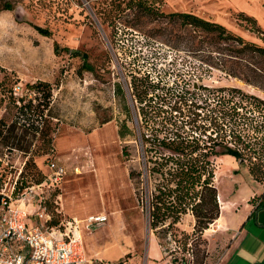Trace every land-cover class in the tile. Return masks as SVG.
<instances>
[{
	"label": "rangeland",
	"instance_id": "obj_1",
	"mask_svg": "<svg viewBox=\"0 0 264 264\" xmlns=\"http://www.w3.org/2000/svg\"><path fill=\"white\" fill-rule=\"evenodd\" d=\"M7 3L13 10L0 12V82L8 95L0 99V121L7 124L5 133L17 113L14 100L19 97L10 96L15 85L31 89L32 85L43 81L52 84L54 89L51 110L44 111L47 138L29 132L22 143L9 136L12 139L7 145L0 138V158L8 163L0 161L7 187L18 180L22 172L27 186L36 185L34 175L38 170L34 169V164L26 166L32 158L46 177L52 174L49 169L52 162L65 169L58 186H46L41 197L35 192L32 194L30 225H39L44 230L51 227L50 222L35 214L45 209L65 230L71 219L66 220L59 213L58 204L64 198L59 196L65 194L72 207L85 204L87 210L97 208L95 214L109 217L106 225L91 233L83 232L90 257L96 256L112 264H173L184 257L189 264H199L202 260L204 264H219L228 242L218 236L216 226L212 225L205 232L204 240L190 244V251L183 254L180 249L186 242L183 235L169 234L159 239L138 202L139 179H131L130 172L142 168L137 141L141 121L139 105L132 95V80L148 75L177 90L195 81L211 88H241L264 99V89L228 78L216 69L203 73L201 56L189 51L191 48L186 42L178 39L187 31L161 17L162 14L191 13L222 24L230 32L264 47L263 37L252 29L257 27L264 31V0H0V9ZM138 4L150 7L153 14L148 16L137 8ZM130 5L134 6L132 10L127 8ZM241 15L256 20L255 26L244 21ZM37 27L51 34L46 36ZM160 28H167V34L156 33ZM75 51L89 56V67L81 57L72 56ZM201 74L202 81L197 80ZM119 86L123 90L121 95ZM33 102L38 104V101ZM123 123L133 133L126 138L119 135ZM260 130L261 133H257L248 128L250 137L257 141L264 138V126ZM16 134L23 139L25 133L18 127ZM61 139L68 141L69 149L65 152L60 150ZM64 155L70 159L62 163L59 158ZM250 165L249 160L238 161L226 154L215 158L216 177L219 175L220 179L216 181L218 191L228 196L238 190L242 180L250 178ZM260 184L264 186V182ZM1 213L0 210V216ZM179 228L192 233L194 219L185 217ZM110 230V241L98 248L95 234L100 231L102 238H107ZM87 237L90 238L88 243ZM153 249H156L155 254ZM96 251H113L115 257L105 259Z\"/></svg>",
	"mask_w": 264,
	"mask_h": 264
},
{
	"label": "trees",
	"instance_id": "obj_2",
	"mask_svg": "<svg viewBox=\"0 0 264 264\" xmlns=\"http://www.w3.org/2000/svg\"><path fill=\"white\" fill-rule=\"evenodd\" d=\"M127 8L132 10L134 6ZM137 8L144 10L148 16L153 14L152 9L144 4H138ZM3 10L11 11L13 7L7 3L0 12ZM161 17L169 19L172 24H179L187 31L185 36H179L178 39L186 42L188 48H191L189 51L201 56L203 73L216 69L228 78L239 79L247 85L264 89L263 46L230 32L222 24L191 13L162 14ZM241 17L255 26L256 20L245 15ZM252 29L264 39L262 29ZM37 30L46 36L51 34L41 27H37ZM167 31V28H160L156 33L166 35ZM67 51L71 52V49ZM71 54L81 57L88 66L89 56L86 53L75 51ZM203 77L201 74L197 80ZM2 84L0 82L6 99L7 91ZM29 90L34 93V98L14 100L17 113L6 133L4 130L7 124L0 121V138L6 145L12 139L9 136L19 143L23 142L29 132L39 133L44 138L48 136L43 121L44 111L51 110L53 85L39 81ZM132 90L139 105L141 126L137 141L142 168L140 171H131L130 177L139 179L137 199L149 217L151 229L159 239L181 233L186 239L180 248L184 254L190 251V244L193 246L197 240H204L205 232L221 215L219 191L215 183V158L226 154L238 161L249 160L253 179L259 183L264 182V138L257 141L248 132V128H251L261 133L260 129L264 126V99L241 88H211L195 81L177 90L148 75L133 77ZM122 93L119 86L118 94ZM255 117L261 120H254L257 119ZM18 127L24 130L23 139H19L16 134ZM132 134L126 123L121 124V138ZM124 155H127L126 150ZM30 164H34V169L38 170L34 175L35 184H41L48 176L39 171L33 158L29 159L26 166ZM23 175L22 172L15 197L29 187ZM187 216L194 219L192 233L179 228ZM47 223L51 227L46 230H61L59 221L51 219ZM189 263L185 257L179 263L177 260L173 262ZM199 264H204V260Z\"/></svg>",
	"mask_w": 264,
	"mask_h": 264
},
{
	"label": "built area",
	"instance_id": "obj_3",
	"mask_svg": "<svg viewBox=\"0 0 264 264\" xmlns=\"http://www.w3.org/2000/svg\"><path fill=\"white\" fill-rule=\"evenodd\" d=\"M11 95L19 97V100L33 98L34 93L18 84L12 88ZM1 98H5V92L0 85ZM0 161L7 162L1 158ZM49 169L52 174L44 182L28 187L16 200L19 179L8 188L4 177L5 170L0 166V264H112L88 256L81 237L66 234L62 229L44 230L41 226L30 225L28 222L32 214L29 209V203L34 198L32 194L35 192L41 197L46 186H58L65 175L64 167L57 162L50 163ZM42 201L43 198L39 201L40 208ZM35 214L40 219L45 218L46 223L51 220L45 209ZM108 221L109 217L105 214L90 216L85 220L84 229L91 233ZM55 234H59L58 239Z\"/></svg>",
	"mask_w": 264,
	"mask_h": 264
},
{
	"label": "crops",
	"instance_id": "obj_4",
	"mask_svg": "<svg viewBox=\"0 0 264 264\" xmlns=\"http://www.w3.org/2000/svg\"><path fill=\"white\" fill-rule=\"evenodd\" d=\"M61 141L59 144L60 150L61 152H65L66 149H69L68 141L63 139ZM69 142L71 141L69 140ZM65 156L67 155L59 158L62 163L68 162L70 159ZM219 180V175H217L215 181ZM242 181L243 183L240 185V188L232 191L228 196L222 195L219 191L221 215L213 226H216L218 236L225 238L228 242V248H226L219 264H264V186L256 182L251 174L248 181ZM216 185L218 186L219 184ZM241 189L242 192H240ZM65 192L68 193L67 187ZM61 197L64 198L58 202L60 205L59 213L66 220L71 219L66 225L65 230L62 231L66 234L81 237L82 241H84L83 232L85 231V220L90 216H96L102 213L95 214L94 212L98 213V210L96 211L97 208L95 210H87L88 207L85 204L72 207L68 204L65 194L59 196V198ZM260 205L263 207H259ZM224 207L226 208L225 211ZM111 222L114 223V220ZM112 223L109 224L111 230L113 227ZM32 225L35 226L36 224ZM111 230L107 238H102L99 234L100 231L95 234L98 248L108 244ZM55 235L58 236L59 234ZM85 240L88 243L90 238L87 237ZM153 252L155 254L156 249H153ZM101 253L105 259L112 260L115 257L113 251H102L100 253L96 251L97 255ZM88 256L90 255L88 254ZM154 258L157 257L154 255Z\"/></svg>",
	"mask_w": 264,
	"mask_h": 264
},
{
	"label": "bare ground",
	"instance_id": "obj_5",
	"mask_svg": "<svg viewBox=\"0 0 264 264\" xmlns=\"http://www.w3.org/2000/svg\"><path fill=\"white\" fill-rule=\"evenodd\" d=\"M226 210V208L224 207V211Z\"/></svg>",
	"mask_w": 264,
	"mask_h": 264
}]
</instances>
